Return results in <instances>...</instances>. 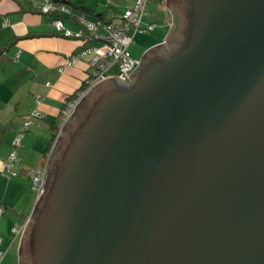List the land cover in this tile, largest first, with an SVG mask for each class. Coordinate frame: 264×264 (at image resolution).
I'll return each mask as SVG.
<instances>
[{"label":"water","instance_id":"95a60500","mask_svg":"<svg viewBox=\"0 0 264 264\" xmlns=\"http://www.w3.org/2000/svg\"><path fill=\"white\" fill-rule=\"evenodd\" d=\"M164 6L64 123L18 264H264V0Z\"/></svg>","mask_w":264,"mask_h":264},{"label":"crops","instance_id":"0c3cea01","mask_svg":"<svg viewBox=\"0 0 264 264\" xmlns=\"http://www.w3.org/2000/svg\"><path fill=\"white\" fill-rule=\"evenodd\" d=\"M69 1L72 5H64L75 16L96 21L102 15L113 21L135 0ZM162 16L168 30L170 16L166 9ZM53 19L38 14L28 1L0 0V264H18L20 230L35 207L28 170L45 164L65 105L83 87L87 73L90 57L68 65L70 57L85 45L62 37L53 27ZM61 22L73 33L80 29L75 17L61 16ZM34 112L39 116H31ZM27 120L31 125L21 132L16 149V175L8 178L1 173L2 167L13 139Z\"/></svg>","mask_w":264,"mask_h":264},{"label":"built area","instance_id":"2783aa9c","mask_svg":"<svg viewBox=\"0 0 264 264\" xmlns=\"http://www.w3.org/2000/svg\"><path fill=\"white\" fill-rule=\"evenodd\" d=\"M24 1L30 2L38 14L53 16L52 25L62 37L76 39L85 45L70 57L68 65H73L81 59L90 57L87 62V73L83 81V87H81L65 105L58 123L59 129L57 136L53 145L48 150L49 152L46 153L45 164L41 167L30 168L28 170L32 190L35 193L36 204L39 195L44 192L43 186L47 174V161L49 160L64 123L71 115L80 99L99 81L109 77H117L118 79L125 80V78H127L139 65V60L130 56L128 46L132 44L133 38L137 33L151 32L155 28V26L151 24H146L145 27H141V21L143 16L146 15L145 7L148 2L156 0H135L133 6L126 9L121 14V21L119 24H114L113 21L107 22L106 20L99 19L96 21H89L84 16H75L64 4L54 2L53 0ZM65 15L75 17L80 28L77 32L73 33L64 28L60 18ZM3 26H5V24H3ZM31 116H39V112H34ZM29 125H31V121H25L20 128V132L12 141L7 163L3 165L1 172L8 178L16 175L13 171V168L18 163L16 149L20 145L21 132L26 131ZM2 259L3 255L0 252V263Z\"/></svg>","mask_w":264,"mask_h":264},{"label":"rangeland","instance_id":"374dc122","mask_svg":"<svg viewBox=\"0 0 264 264\" xmlns=\"http://www.w3.org/2000/svg\"><path fill=\"white\" fill-rule=\"evenodd\" d=\"M164 5L165 0H159V4L155 1H149L146 5V15L142 18L141 27H145L146 24H154L155 28L153 32L137 33L134 36L132 44L128 46V52L132 58L139 60L146 49L159 44L166 37L168 30L164 27V22L162 20L163 17H165L162 16V13L165 11ZM122 13L118 12L116 14V18L113 20L114 24L120 23ZM110 17L111 12H109V18Z\"/></svg>","mask_w":264,"mask_h":264},{"label":"trees","instance_id":"16d2710c","mask_svg":"<svg viewBox=\"0 0 264 264\" xmlns=\"http://www.w3.org/2000/svg\"><path fill=\"white\" fill-rule=\"evenodd\" d=\"M54 2H58V3H61V4H71L72 5V2H70L69 0H59V1L58 0H55ZM155 2H157L159 4V0H156ZM99 20H106L107 22H110V20H107V19L103 18L102 15L99 16ZM151 25H153V24H151ZM151 32H153V31H151ZM49 149H50V146H49L48 150Z\"/></svg>","mask_w":264,"mask_h":264}]
</instances>
